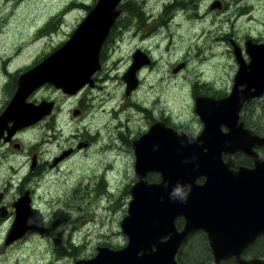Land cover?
<instances>
[{"label":"rangeland","instance_id":"rangeland-1","mask_svg":"<svg viewBox=\"0 0 264 264\" xmlns=\"http://www.w3.org/2000/svg\"><path fill=\"white\" fill-rule=\"evenodd\" d=\"M96 1L0 0V111L15 91L19 74L66 42L86 15V7L82 5H94ZM174 1L124 0L137 7L138 16L145 17L146 24L133 29L131 17H121V28L116 27L107 43L113 47L107 46L104 52L99 82L102 89L70 96L44 84L31 91L29 100L49 98L59 106L54 117L17 128L15 131H21L15 142L20 146L12 144L4 150V156L0 154V191L5 190L8 199L20 197L18 186L23 173L29 179L25 188L36 190L28 217L31 228L24 237L5 245L9 220L3 223L0 264H72L75 259L94 255L95 246L102 242L125 241L119 223L126 214L129 188L136 180L134 156L124 143L111 148L105 144L107 130L111 129L109 135L112 134V126L119 121L118 124L127 126L120 129L126 138L144 127L130 105V96L137 87L125 95L122 79L137 44L154 57L152 65L144 67L140 77L137 76L141 82L139 101L151 106L154 114H163L184 129L200 132L202 123L194 112L193 85L226 89L237 68L234 45L245 57V43L264 38V0H195V4L193 0ZM213 2L219 7L211 9ZM175 5L177 8L168 14V9ZM180 63L183 66L177 68ZM176 68L177 72H173ZM83 95L92 98L93 103L89 104L92 105L89 113L79 116L72 110ZM263 98L264 94L250 103L254 106V116L249 120L251 127L255 122L264 124L256 109ZM53 118L62 131L51 136L49 144H41L42 136L52 133L48 128ZM251 127L247 128L264 136ZM85 128L91 134L99 132V137L90 135L95 136L93 144L86 149L78 145L80 150L73 152L75 156L67 158L71 152L65 145L73 142L71 133L79 130V134L88 137ZM38 144L45 146L44 151ZM261 147L255 149L264 158ZM33 152L43 163L50 164L48 170H41L43 175L23 170L30 164ZM54 156L59 159L52 162ZM19 163L23 164L22 169L15 174L17 170L13 167ZM54 238L60 241L55 244ZM60 244L68 250H61L65 253L63 257L55 251Z\"/></svg>","mask_w":264,"mask_h":264},{"label":"water","instance_id":"water-1","mask_svg":"<svg viewBox=\"0 0 264 264\" xmlns=\"http://www.w3.org/2000/svg\"><path fill=\"white\" fill-rule=\"evenodd\" d=\"M120 1L97 0L66 42L19 74L17 87L0 113V130L11 123L6 128V139L17 128L37 120L39 111L47 108L42 104L38 109L41 105L27 101L38 86L49 82L65 93H74L90 82L91 73L99 68L102 43L120 13L117 8ZM217 6L216 2L210 5ZM246 52L248 62L243 61L234 45L239 66L227 96L219 99L195 96L194 112L203 124L198 135L189 136L155 122L132 142L136 180L129 188L130 199L120 222L127 244L119 250L98 247L94 257L74 264H178L177 250L196 230L205 233L218 263L230 256L239 259L242 249L264 233V158L255 149L264 145V136L254 134L239 121L242 104L264 94V43L247 42ZM143 56L137 50L133 62L122 74L125 95L138 85L136 70L149 61ZM181 66L183 63L177 68ZM221 125L228 128L224 135L220 132ZM222 151L229 153L227 163L222 161ZM236 151L251 157L252 166L229 169L233 164L230 156ZM149 172L159 173L160 181L148 182ZM200 176H204L202 183L197 182ZM177 187H188L185 197L173 195ZM13 206L15 217L5 244L31 228L28 192L18 197ZM177 217L183 220L179 230L175 226ZM250 264L264 261L253 260Z\"/></svg>","mask_w":264,"mask_h":264},{"label":"flooded vegetation","instance_id":"flooded-vegetation-1","mask_svg":"<svg viewBox=\"0 0 264 264\" xmlns=\"http://www.w3.org/2000/svg\"><path fill=\"white\" fill-rule=\"evenodd\" d=\"M177 1L178 0H175L174 3H176ZM122 2H124V0H121L118 3V5H117V8L120 10V13L115 18V21H114L112 27L109 29V32H108L104 42L102 43V46H101V48L99 50V55H98L99 68L95 69L93 71V73H91L90 82L89 81L85 82L74 93H65V92H63V90L60 87H57V86H55V85H53V84H51L49 82H45V83L41 84L40 86H42L44 84H46V85L49 84V85H52L53 87L57 88V91H61L62 93H65L67 95L70 94V96H74V95L78 96L85 90L91 91L93 89H99V88L102 89L100 87L99 82L101 81L100 73L103 72V69H104V52H105V50H106V48L108 46L107 43L109 42V40L111 38V34L116 29V27H119V25H120L119 21H120L121 17L123 16L126 19H127V16L131 17V19H130L131 20L130 21L131 27L130 28H133V29L141 28L144 24H146L145 23L146 22L145 17L138 16V14H137L138 11H137V8H135V6L133 8L131 7V10H129V9L126 10V9H123L122 7L119 6V4L122 3ZM91 8L90 9L86 8L85 13L87 14L91 10ZM176 8H177V5H175V7H173V8L170 7V9H168V14L171 11H173L174 9H176ZM195 8L196 7H194V9ZM214 8H218V7H214ZM211 9H213V8H211ZM119 28H121V27H119ZM251 43L262 44V43H264V38L258 40V42L255 41V42H251ZM61 44H62V42L60 43V45ZM109 47L111 48V47H113V45H109L108 48ZM55 49H53V50H55ZM135 49L136 50H140V51L142 50L141 52H143L146 55V56H143L144 59L145 60L146 59L149 60L147 63H145L146 66H144L145 64H143L139 68V71L136 73V76L140 77V75H139L140 71L144 67L151 66L152 63L154 62V57H153V54L151 53V51H148V49H145L144 47H140V46L138 47V44H137V46H135ZM239 50H240L241 58L243 59V61L244 62H248L249 59H248V54L246 52V47H245V54H244L245 57H243V54H242L240 48H239ZM134 53L135 52H133L131 54V62H130V64L133 62V54ZM41 60H38V63ZM234 60L236 62L237 68H238L239 63L237 62V58L235 57ZM36 64H37V62H36ZM237 68L235 70V74H236ZM235 74H234V72L232 73V79L230 81L229 86L226 89L216 88V87H212V89L208 88V87L204 88L201 85V87H203V89H202L201 87H196L195 85H193L194 93H192V95H193L194 100H195V96H197V95L207 96V97H214L215 99H219V98L227 96L230 93L231 89H232ZM139 77H137L138 80H139V84L137 85V88L132 92V94L130 96V97H132V102L130 103V105L133 108L132 109L133 110L132 111L133 115H138L139 116V120L144 124V127L141 128L140 130H138L131 137L126 138V137H124L125 135H123V132L120 129H121V127L122 128L126 127V129H127V126L118 124L120 122L119 121L117 124H114L112 126V129H114V132H112V134L109 135L111 129L107 130L108 131V134L106 135L107 136V143L105 144V147L107 145L108 148H111V147H114V145H116V144L118 145V144L124 143L125 146H126L125 149L127 151H130V153H132V155L134 156V152H133V148H132V142L134 140H136V139H139L151 127V125L153 123H155V122L159 123V124H162L164 127L173 128L176 131L184 132L187 135L193 136V137L200 133L199 129L196 132H194V131H192L190 129L188 130V129H184V128L178 126L177 124L172 122L168 117L164 116L163 114H159V115L154 114L153 109H152L151 106H149L148 104H146L143 101H139L140 98L138 97V94H137L138 90H139V87H140V83H141ZM40 86H38V87H40ZM52 100L49 99V98H39V99L29 100V98L27 97V101L32 102L35 105H41V106H38V109H39V107H42V104H43V106L47 107V108H44V111L43 110L39 111L40 112L39 114H41V115L35 121L34 124H38V123H41L42 121H45L46 120L45 118L48 117V116H52V117L55 116V113L58 110V106L59 105L54 104L55 102L52 101ZM91 103H93V100L89 96H87V95L80 96V98H79V100L77 102V105L73 108L72 111H73L74 114H76V113L79 114L80 113L79 116L80 115H85L86 113H89V109L92 106V105H89V104H91ZM247 103L248 102H246L245 104H247ZM245 104L242 105L241 112H242V109H243ZM100 110L102 111L103 109L101 108ZM113 110L114 109H112V112H113ZM2 111L3 110H1L0 113ZM109 113H111V112H109ZM52 121H53L52 125L48 128L49 130L52 131V133L50 134V136L49 135H43L42 139L39 141L41 144H49L51 139H52L51 136L54 137L56 134H60L61 131H62V127L60 125H58L54 121V118H53ZM239 121L243 122V127L244 128L248 127L247 125H245V122L241 118V113H240ZM198 124H199V127H200L201 126L200 121H198ZM10 125H11V123L8 122V124L5 127H2V129L3 128L4 129L2 131V135L0 136V154L1 155L3 154V156L5 155V151L4 150L7 147H10L12 144H14V146H16V147L20 146L19 143L15 142V140L19 137V135H20L19 133H20L21 129H19L20 130L19 132L15 131L14 133H12L9 136V138L6 139L7 134H8V130L6 128H10L9 127ZM104 127L107 128L108 126H106V124H105ZM202 127H203V124H202ZM58 128H60V129L58 130ZM1 130H0V132H1ZM85 131H86V134H88L87 135L88 137H86L83 133L79 134L80 133L79 130L71 133L70 138L73 140V142L71 144L65 145L66 149L69 152H71V153L68 154L67 158L75 156V153L80 150V149H78V145H82V148L85 147V149H86V148L89 147V145L93 144V140H95V136L99 137V135H100L99 132H96V135H95V133L91 134V132L87 128H85ZM227 131H228L227 127H225L223 125L220 126V132H221L222 135H224ZM90 135H95V136H90ZM70 141L71 140L69 139V142ZM37 146H38L39 149H42V151H44L43 148H45V146H43V148L39 144ZM105 147L103 148V150L105 149ZM262 147H264V146H262ZM66 149L62 150L61 152L67 151ZM73 152H75V153H73ZM237 154H244V153L241 152V151H236L235 153L231 154L230 157H231V160H232L233 164L229 167V169H234L238 165H243V163H239L238 161L235 162L234 156H236ZM56 158H57V156H54L53 159H52V162H54V160ZM221 158H222L223 163H227V160L229 158V153L222 151ZM248 158L251 159V165H252V163H253L252 158L251 157H248ZM22 165H23L22 163H19V164H16L13 167V170H17L15 172V174L18 172V170L22 169ZM251 165H246V166H251ZM49 167H50V164L43 163L41 157L38 158V154L36 152H33L32 155H31L30 164H28L26 166V168H24L23 170H30V173H35L37 175H43L41 170H48ZM52 168H53V166H52ZM25 175L26 174L23 173L22 177H24V178L23 179L19 178L20 181H19V186L18 187H19V191L22 192V193L21 192H19V193L23 194L26 191L28 192V194H29V196L31 198V208H33L32 205H33L34 199L36 198V190L35 189L32 190V187L25 188L26 187L25 185L29 182V179L26 178ZM146 179L148 180V182H158V181H160V175L157 172H149L147 174V176H146ZM203 181H204V176H200V177L197 178V182L198 183H202ZM9 185H12V180H9ZM187 188L188 187H184V188H182V190L184 192H186ZM18 197H19V195H18ZM14 202H15V200L13 198H10V199L7 198V196L5 194V190H4V192L0 191V231L3 228V223L6 220H9V225L8 226L11 228L10 225H12L14 217H15V211H14V206H13ZM182 225H183V220L180 217H177L175 219L176 228L179 230V229H181ZM119 227H120L121 232H122V228L120 226V223H119ZM10 228H9V230H10ZM36 228H37L36 230H38V229L41 230L38 227H36ZM122 234H123V232H122ZM124 236H125V241L124 242H120V243L102 242V243H100V245H96L95 246L94 255L86 257V258L75 259L72 264H74L76 261H79V260L89 259V258L94 257L96 252H97V248L98 247H108L109 249H112V250H119V249L124 248L126 246V244H127V241H128L127 236L126 235H124ZM23 237L24 236H22V238ZM203 237H204V239H203ZM193 238H195V240H193V242H192L191 240ZM198 239H200L201 242L197 241ZM57 241H60V240L58 238L57 239L54 238L55 244L57 243ZM4 244H5V242H4ZM5 245H7V244H5ZM62 249H64L63 248V244H60V246L55 249V251L57 253L61 254L60 255L61 257H63L65 255V253L61 252ZM64 250L66 252L67 249H64ZM67 252H68V250H67ZM71 254L72 255L74 254L73 251H71ZM175 258H176V261H177L178 264H240V261H242L243 264H245V263L246 264H250V261H253V260H263L264 261V233H262L260 235H257V237L251 243L247 244L242 249V251L239 254V259L236 258L235 256H230V257L221 259L217 263L215 261L214 256H213L211 248H210V246L208 244V241H207L205 233L202 230H196V231L190 233L187 236V238L185 239V241H183L181 243L179 249L176 252ZM79 264H83V262H80Z\"/></svg>","mask_w":264,"mask_h":264},{"label":"trees","instance_id":"trees-1","mask_svg":"<svg viewBox=\"0 0 264 264\" xmlns=\"http://www.w3.org/2000/svg\"><path fill=\"white\" fill-rule=\"evenodd\" d=\"M193 4H195V0H193ZM93 6V4L91 5H82V7H86L87 9H90ZM120 7H122L123 9H130V7H134V5H129L128 2H122L119 4ZM175 7V6H174ZM135 8H137L135 6ZM50 22L48 24H46V26H49ZM49 53L44 54L43 56H41L38 60L43 59L45 56H47ZM38 60L36 61L38 63ZM33 63L31 66H29L27 69H30L31 67H33L35 64ZM25 69V70H27ZM256 100V99H254ZM254 100L248 102L247 104L244 105L243 109H242V115L241 118L243 119V121L245 122V125H247L248 127L250 126V123L252 124V122H249L250 118L254 116V106H252V103ZM257 106L256 109H258L260 111V114L262 116V118L264 119V98L259 100L257 102ZM259 118V116H258ZM257 118V119H258ZM255 130V132H257L258 134H262L264 135V124L259 123V122H255V124L251 127ZM264 150V147H261ZM235 162L238 161L239 163H243V165H251V159L248 158L246 155L244 154H237L236 156H234ZM66 218V217H64ZM204 239V237H203Z\"/></svg>","mask_w":264,"mask_h":264},{"label":"clouds","instance_id":"clouds-1","mask_svg":"<svg viewBox=\"0 0 264 264\" xmlns=\"http://www.w3.org/2000/svg\"><path fill=\"white\" fill-rule=\"evenodd\" d=\"M173 195L174 196H180V197H185V192L181 189V188H179V187H177V188H175L174 190H173Z\"/></svg>","mask_w":264,"mask_h":264}]
</instances>
